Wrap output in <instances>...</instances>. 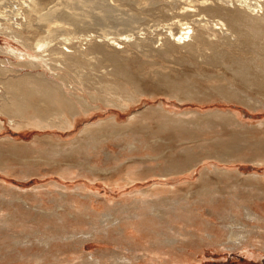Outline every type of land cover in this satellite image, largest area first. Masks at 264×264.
<instances>
[{
    "label": "bare ground",
    "instance_id": "obj_1",
    "mask_svg": "<svg viewBox=\"0 0 264 264\" xmlns=\"http://www.w3.org/2000/svg\"><path fill=\"white\" fill-rule=\"evenodd\" d=\"M96 7L101 11H95L100 14L99 18L103 17L99 23H92L95 18L90 21L89 13L93 14ZM94 16L98 15L94 13ZM138 23L144 27L139 29ZM90 24L100 29L93 30ZM114 25L121 26L125 31H104ZM150 31L158 32L155 35ZM0 35L5 37L4 44H0V131L6 129L7 119L16 130L28 126L50 131L71 130L84 117L97 116V104L102 102L106 105V112H113L114 115L86 125L82 134L71 142V148H77L74 154L78 157L73 167L75 176L111 179L126 168V162L117 163V150L109 145L118 146V130L132 131L134 139H142L137 138L138 132L130 125L131 120L127 124L119 123L117 116L121 113L112 109L123 96L122 85L132 84L136 90L142 89L140 77L131 68L134 64L136 73L156 79L162 89H166V94L180 101L199 102V107L208 105L218 108L208 113L198 109L170 114L161 104L145 113L141 123L146 124L150 117H156L159 130L165 133L168 129L175 130L170 134L176 133L177 139L181 140L178 144L181 156L177 157H167L159 149L163 145H158L156 139L144 146L145 151H158L149 159L147 157L158 167V176L165 180L180 175L186 178L188 172L199 169L207 159L215 160L217 163H213V170L207 168L201 173L203 194L211 195L215 202H219L223 193L219 185L214 187V177L220 181L235 178L230 188L241 185L248 199L247 203L237 207L244 211L248 219L257 223L253 226L229 224V240L242 243L253 234L261 233L263 226L260 222L264 221V217L251 204L256 199H264V188L260 184L264 182V176L258 173L257 168H253L254 173L245 174L241 164L232 162L248 161L264 165V121L256 125L244 121L238 111L240 107L236 105L242 104L255 111L264 109V0H0ZM13 42L26 50L12 48ZM179 49L184 54L178 53ZM156 58L172 64L174 67L171 70L175 73L165 72V67L160 66ZM173 74L184 77L173 78ZM79 91H86L89 96L78 95L76 92ZM215 101L220 105H211ZM40 102L43 104L40 105ZM256 132L262 137L256 138ZM207 133H215L211 141L203 136ZM86 136L89 137L87 143ZM4 142L13 143L10 137L0 139V145ZM123 147L128 153L137 149L132 143ZM59 152L57 148H52V153ZM90 154L113 161V165L91 164L82 159ZM233 164L236 166L232 167ZM128 174H125L124 181L139 186L137 181L142 178ZM54 186L57 194L49 189L50 201L62 207L61 210L43 205L42 187L34 190V200L41 202L36 205L30 204V199L21 192L0 193V205L5 206L0 208V237L13 241L7 252V247L0 243L1 258L13 251L19 253V258H26L24 251L19 249L30 250L31 246L39 244L43 253L34 254L33 258L40 264L46 260V254L56 240H65V244L87 240L79 237L76 230H53L54 226L64 229L72 219L78 221L80 218L68 207L76 209V203L84 204L82 200L74 201L73 193L66 184L55 181ZM149 190L156 192L151 188L136 191L134 196L117 206V211H124L122 215L114 216L112 210L105 211L104 216L99 217L100 224L93 222V228L109 232L112 226L122 227L128 216H148L146 209L150 199L144 194ZM84 192L87 188L81 185L76 194L90 196ZM254 193L258 198L248 196ZM227 194L228 203L242 200L235 189ZM11 206L15 207L14 212ZM132 208L144 210V213H136ZM67 213H71L72 217L69 218ZM153 214L151 219L154 223L159 219L160 223L166 222L175 232H165L161 238L173 244L180 239L178 235L184 234L178 232L172 220L192 221L197 217L186 207L181 213L168 209ZM109 216L112 217L107 218ZM89 221L92 222L91 219ZM46 222L50 233H42L36 228L37 224ZM28 228L34 230V240L32 233L26 231ZM112 258L122 264L128 259L120 254ZM95 263H99L97 258L84 261V264Z\"/></svg>",
    "mask_w": 264,
    "mask_h": 264
},
{
    "label": "rangeland",
    "instance_id": "obj_2",
    "mask_svg": "<svg viewBox=\"0 0 264 264\" xmlns=\"http://www.w3.org/2000/svg\"><path fill=\"white\" fill-rule=\"evenodd\" d=\"M98 7H96L94 11L92 10L93 14L89 13L90 21L95 18L92 23H99V19L103 17V15H101L99 18L100 14L95 12H101ZM103 11L104 10H102V13L104 14ZM94 13L98 16H94ZM136 25L139 26V29L144 27L142 23ZM91 26L90 24V28L92 29L93 26ZM95 28L100 29L97 25L93 27V30ZM122 30L125 31L121 26L114 25L112 28L107 27L104 31L120 32ZM150 32L156 35L158 31H156V33L155 31ZM92 33L94 32L92 31ZM4 42L5 37L0 35V44H4ZM12 48L26 50L24 46L16 43H14ZM179 51L182 53L181 49L178 50V53ZM155 61L159 63V65L161 64L160 66L165 67V72L171 71L175 73L171 70V68L174 67L172 64H168V62L160 58H156ZM131 68L135 71V75L140 77L142 89L136 90L135 86L132 84L122 85L123 96L118 99V105L112 109L121 113L120 116H117L119 123L127 124V122L131 120L132 124L130 125L136 128L138 132L139 136L137 135V138L140 137L142 139H134L132 131L118 130V135L120 137L119 140H116L118 146L113 143L109 145L114 151L117 150V163L126 162V170L124 169L119 175L117 174L109 180L95 179L91 176H75V168L73 165L78 159L74 154L77 148H71V142L73 140L75 141L80 134H82L86 125H92L100 120H105L111 116L113 117V112L107 113L106 105L102 102H98L97 104V116L96 114L92 115L89 119L88 117H84L83 120L79 121L77 126L71 130L61 131L53 129L50 131L36 126H28L24 129L16 130L10 126L9 120L7 119L6 129L0 131V139L10 137L13 142H4L0 145V193L7 194L6 192L13 193V191L21 192L26 198L30 199V201L28 199L30 204L36 205L41 202H39L38 199L34 200L35 196L33 193L34 190H38V187H42L40 189H42L43 193L41 196L43 205L48 208L57 207L55 203L50 201L51 195L48 190L52 189L54 194H57L54 182L59 181L60 184H66L69 187L70 192L73 193L74 201L78 202L82 200L84 203H76L78 205L76 209L72 206L68 207L70 210H73L72 213L77 214L80 218L78 221H73L72 219L71 221L73 223L71 221L68 222L70 224L67 223L64 229L54 226L53 230H76L78 231L79 237L87 238V240L78 244H65V240H56L51 251L46 254V260L40 262V264H84V261L95 258L99 261L97 264H122L112 258L113 255L117 254L127 256L128 259L127 261L125 260L126 263L124 264H264V221L260 222L263 226L261 233L257 235L251 234L253 236H251L252 239L247 238L242 243H234L229 240V233L227 232L229 231V224L243 223L244 225L250 226L257 224L254 220L248 219L244 211L237 207L241 203H247L248 199L241 185L236 188H230L233 183H235V178L231 179L233 180V182H231V180L220 181V179L214 177L216 181L214 187L218 188L217 185H219V189L223 193L221 195L223 198L220 199L219 202H215L213 196L203 194V186L202 182H200L202 171L207 168L213 170V163H217L215 160L207 159L199 169L191 173L188 172L186 178L184 175H180L165 180L158 176V174H160V171L157 170L158 167L154 165L152 161L148 160L150 156H154L158 153V151H156L157 149L154 151L144 150V146L150 144L153 139H156L158 145L159 143L160 146L163 145L159 149H161L167 157L181 156V152L178 151V144L181 140L177 139L179 137L176 133L170 134L171 132H175V130L168 129L170 130L168 131L165 129L167 131L166 133L164 130H159L156 117H154L155 119L150 117L147 120V125L141 123L142 118L148 114L147 112L149 109L159 107L163 104L166 112L170 114H180L198 109H202V113H208L210 111H216L218 108L208 105L199 107L201 106L199 102L191 103L190 101H180L172 95L166 94L167 91H164L166 89H162L163 87L155 81L156 79L150 78L145 74L139 75L136 73L137 68L134 64H131ZM35 72L39 71L35 70ZM177 76L179 75L175 74L173 78H177ZM179 77L183 78L184 75L180 74ZM76 93L83 97L89 96L86 91H79ZM39 97L42 96L39 95ZM33 101L35 102L34 99ZM37 104L39 105V102ZM41 104H43V102H40V105ZM212 104L220 105V102H211V105ZM236 105L240 107L238 111L240 117L244 121L254 125L264 121V109L255 111L242 104ZM259 134V132H256L254 135L256 138H261L262 136ZM173 135L175 136L174 138ZM203 136L206 139L208 138L207 141H211L215 133H207ZM88 138V136L85 137V143H87ZM252 139L255 138L253 137ZM15 143L17 145L16 147L9 146V144L12 145ZM57 143H59V145L55 146ZM129 143L137 146V149L133 153L124 151L123 146ZM75 145L77 146L76 142ZM54 147L57 148V151H60L58 154L52 153V148ZM82 159H85L91 164H100L102 166L113 165V161H105L91 154ZM232 163L241 164V169L244 170L242 172L245 174L254 173L253 168H257L258 173L264 176L263 164L257 165L248 161H235ZM231 166H236V164ZM128 173L142 178V180L137 181L139 182V186H132L133 183L124 181L126 180L125 174ZM245 184L249 183L245 182ZM260 184L263 185L261 188H264V182H260ZM81 185L87 188V192L84 193L89 194V197L76 194L78 187ZM214 187L212 186L211 188ZM150 188L156 189V192L159 193L149 190L144 194V196L150 199L147 201L146 209L148 210V216L133 218L128 216L124 219L122 227L112 226L109 232L103 230L97 231L93 228V222L100 224L99 221L101 219L99 217H103L105 211L112 210L114 216L122 215L124 211H117V206H120L126 199L134 196L136 191L138 192ZM234 189L235 193L241 197L242 200L236 201L235 203H228L226 198L229 197V194H227V192L233 191ZM25 193H29V195H27L28 197ZM248 196L258 198L255 193ZM251 205L256 212L264 217L263 198L256 199L255 203ZM184 207L197 217L192 221L181 220L182 223L180 219L174 220L175 222L172 220L173 225L178 227V232H182L184 235H178L180 239L174 244L161 240L165 232H175L166 225V222L162 224L159 219H156L157 221L155 220L156 222L154 223V219H151L154 215L153 213H158L160 210L166 212L168 209L181 213ZM0 208H5V206L0 205ZM14 208V206H11L13 212ZM28 209L35 213L34 209L29 207ZM57 209L61 210L62 207H57ZM132 211L141 214L144 213V210L136 208H132ZM21 212L24 213V210ZM228 214L229 217H227ZM66 215L69 218L72 217L71 213H67ZM111 217L112 216H109L107 218ZM90 219L92 222L89 221ZM51 222L54 223L53 221ZM47 223L48 222L37 224L36 228L38 227L42 233H50L51 229L49 224L46 225ZM154 224H157V227L159 225V229ZM162 227L165 230H163ZM28 229L26 231L32 233V239L34 240V230ZM92 232H96L97 235L93 236ZM208 234H212L213 237ZM0 243H2L3 247H7L5 249V252H7V250L11 248L9 245L13 243V241L0 237ZM31 247L30 250H25L23 247L19 249L21 252L24 251L23 253L27 255L26 258H19V253L13 251L10 254L7 253L5 258L0 257V264H38L34 261L33 257L34 254L43 253L40 250L42 246L38 244ZM57 255L59 257H56Z\"/></svg>",
    "mask_w": 264,
    "mask_h": 264
}]
</instances>
